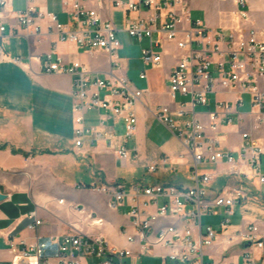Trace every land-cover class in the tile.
<instances>
[{"label":"built area","instance_id":"built-area-1","mask_svg":"<svg viewBox=\"0 0 264 264\" xmlns=\"http://www.w3.org/2000/svg\"><path fill=\"white\" fill-rule=\"evenodd\" d=\"M13 0H0V63L11 62L20 66L18 57L9 58L3 50V40L9 21L15 23L24 36H39L40 23L55 32L61 41H66L89 52H102L109 60L112 70H120L118 50L121 43L117 29L109 20L101 17L96 9L86 7L93 1L102 9L105 0H61V5L75 29L62 24L54 14L37 9L34 0H25L24 9L9 12ZM191 0H111L112 9L123 16V31L138 41L148 40L142 51L145 66L157 68L162 62L164 44L171 43L183 52L168 77V93L172 100L176 95L189 97V102L176 103L171 110L167 106L149 110L152 116L164 125L185 147L192 158L190 168L191 187H177L162 184L115 183L90 187L91 190L110 197L107 206L112 211L127 210L131 219V229L120 227V236L125 247L110 245L103 237H90L79 233L64 234L50 238L57 254L54 258L39 256L37 242L23 244L11 252L18 264H88L93 258L96 264H125L127 259L153 255L147 250L148 222H157L170 215H179L177 228L158 230L157 248L164 251L158 254L160 264H215L205 261V251L216 244L223 247V253L233 256L230 251L239 247L235 261L240 264H264V228L255 222L233 226L228 219L216 227H202L203 216H214L223 209L228 217L233 208L250 196V189L243 186L223 187L209 193L213 182L211 174L199 173V165L224 163L226 173L238 182L247 180L254 183L256 191L264 186V175L260 171V147L249 132H241L242 145L236 157L221 149L217 136L218 128L230 126L228 117L234 106H242V95L249 97L250 114L259 129L264 117V30L248 28L249 0H235L236 9L232 13L233 28H209L204 21L191 19ZM157 37L154 39L153 35ZM45 73L71 75L75 77L73 95V134L75 145L83 142L93 145L103 142L114 151L121 165L138 160L136 152L128 145L137 130L136 105L143 91L132 88L126 76L114 75L109 79L90 77L89 70L79 62L65 63L53 51L42 61ZM215 69L216 77L212 75ZM140 79H145L141 74ZM215 87L235 91L234 103L218 102L214 111L206 114L202 121L194 112L195 106H206L207 96ZM105 94L100 97V92ZM92 110H102L99 127L109 120L122 122L123 132L119 135L103 131L98 127L86 126L84 117ZM191 114L192 118H182ZM209 132L210 134H208ZM170 165L168 159L150 165L148 172ZM241 184V183H240ZM29 230H35L42 223L32 213L28 217ZM101 218L89 217V225L101 227ZM168 234V242L159 243V235Z\"/></svg>","mask_w":264,"mask_h":264},{"label":"crops","instance_id":"crops-1","mask_svg":"<svg viewBox=\"0 0 264 264\" xmlns=\"http://www.w3.org/2000/svg\"><path fill=\"white\" fill-rule=\"evenodd\" d=\"M110 1L105 0L102 9L97 8L93 1H89L86 7L96 9L103 19L111 21L117 29V38L118 35H127L123 31L122 13L112 9ZM33 5L41 11L54 14L60 23L75 29L61 0H34ZM249 5L254 8L253 0H249ZM25 6V0H13L8 11H20ZM190 8L191 13L202 15L201 21L209 28L235 26L232 17L236 9L235 0H191ZM251 23H257L255 13L251 16ZM14 26L15 23L9 21L2 46L9 58L18 57L22 64L0 63V194L4 195V199L0 200V264H18L11 247L20 249L24 243L37 242L40 257L54 258L57 249L50 244V238L71 233L100 236L112 246L125 247L120 227L128 224L127 210H110L107 206L110 197L90 187L115 183L192 186L189 179L191 155L149 111L161 106L174 110L176 103L189 102V97L180 95L172 100L168 93V77L183 52L173 44L165 43L160 66L151 68L142 62L144 49L132 52L120 42L121 48L117 53L121 67L115 71L104 53L85 51L61 41L43 22L40 23L41 34L27 38ZM156 37L154 34L153 38ZM141 41H146L148 46L147 39ZM51 51L67 64L79 62L84 65L91 78L109 79L113 74L124 75L132 88L144 92L136 105V135L128 145L133 153H137V161L121 165L114 151L103 142L93 145L83 142L80 147L75 145L72 112L76 103L73 95L75 77L44 72L42 61ZM211 72L216 77L214 68ZM141 74L145 75V79H140ZM104 94V91L100 92V97ZM235 96V91L215 87L214 92L207 96V105L195 106L194 112L206 122V114L214 111L218 102L234 103ZM242 98V106H234V112L228 116L232 124H222L217 136L221 149L236 157L242 145L240 133L249 132L259 143L260 171L264 175V117L261 127L255 129L249 97L243 94ZM102 113V110L90 111L84 117V124L106 132L113 130L120 135L123 132L122 122L109 120L106 125L99 127ZM190 118L192 115L187 114L182 119ZM160 159H168L170 165L157 168L153 173L148 172L147 168L159 163ZM199 166L205 169L201 173L213 177L210 194L223 187L243 186L250 189V196L235 206L240 209L238 225L255 222L264 228V186L257 192L251 181L238 182L225 172L227 167L224 163ZM219 180H222V188H213ZM235 207L232 216L235 215ZM32 213L42 223L35 230L27 228L31 223L28 217ZM220 213H224L223 209L218 210L217 215ZM90 216L101 218L103 225L90 226ZM177 222L179 220L175 216L166 220V223L176 227ZM150 252L153 255L126 261L128 264H142V258H150L160 262L158 254L164 251L152 247ZM237 254H231L233 257L229 258L228 253H223V247L216 244L205 251L204 259L215 264H232ZM89 260L96 264L93 258L85 261L89 264ZM33 262L31 259L30 263ZM235 263L240 264V259Z\"/></svg>","mask_w":264,"mask_h":264},{"label":"rangeland","instance_id":"rangeland-1","mask_svg":"<svg viewBox=\"0 0 264 264\" xmlns=\"http://www.w3.org/2000/svg\"><path fill=\"white\" fill-rule=\"evenodd\" d=\"M253 5L254 8L252 7V5H249V22L247 24L248 28H253V29H257V30H264V0H253ZM257 16V23L255 25H252L251 23V16L252 14H254ZM202 15L200 13H195L192 12L191 13V19L192 21L195 20H202ZM118 39L121 43L126 44L129 49H131L132 52H138L141 49H145L147 47V43L146 41H137L134 39H130L127 35H118ZM205 169H203L201 166H198V171L201 173L203 172ZM223 183L222 180L216 181L215 184L213 185V188H222ZM235 215L234 216H226L224 213H220V214H216L214 216H203L201 219L202 222V227L204 228L207 225H212L215 227V225H217L218 223L224 221L225 219H228L230 224L235 226L239 224V213H240V209L239 207H235L234 209ZM239 250V247L234 248L230 251V254H236ZM206 261V259H205ZM94 261L93 260H89V264H92ZM126 264H128L127 261H125ZM142 264H160L159 261L150 259V258H142Z\"/></svg>","mask_w":264,"mask_h":264},{"label":"bare ground","instance_id":"bare-ground-1","mask_svg":"<svg viewBox=\"0 0 264 264\" xmlns=\"http://www.w3.org/2000/svg\"><path fill=\"white\" fill-rule=\"evenodd\" d=\"M77 188V187H76ZM80 189V188H79ZM175 216L179 220V215H170ZM169 217L161 218L157 222H148V233H147V250L150 252L152 247H157L156 240H158V230L177 228L175 225L166 223V220ZM122 229H131V219H128L127 225H121ZM168 242V234L159 235V243Z\"/></svg>","mask_w":264,"mask_h":264},{"label":"water","instance_id":"water-1","mask_svg":"<svg viewBox=\"0 0 264 264\" xmlns=\"http://www.w3.org/2000/svg\"><path fill=\"white\" fill-rule=\"evenodd\" d=\"M4 199V195L0 194V200Z\"/></svg>","mask_w":264,"mask_h":264}]
</instances>
